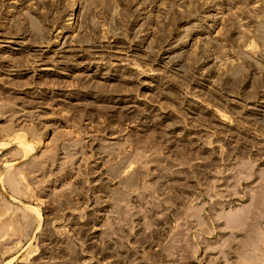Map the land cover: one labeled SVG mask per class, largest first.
<instances>
[{
	"label": "rangeland",
	"instance_id": "1",
	"mask_svg": "<svg viewBox=\"0 0 264 264\" xmlns=\"http://www.w3.org/2000/svg\"><path fill=\"white\" fill-rule=\"evenodd\" d=\"M0 264H264V0H0Z\"/></svg>",
	"mask_w": 264,
	"mask_h": 264
}]
</instances>
